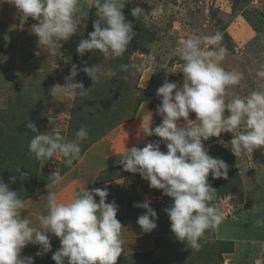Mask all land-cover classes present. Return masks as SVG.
<instances>
[{
    "label": "rangeland",
    "instance_id": "obj_1",
    "mask_svg": "<svg viewBox=\"0 0 264 264\" xmlns=\"http://www.w3.org/2000/svg\"><path fill=\"white\" fill-rule=\"evenodd\" d=\"M137 5L145 10L138 19L131 15V9ZM159 5L164 6V14L159 17L152 16L150 10ZM78 8L81 14H88L86 18H82L83 30L79 31L78 26V33L68 41H59L56 45V54L50 55L45 47L38 46V38L31 32V25L38 21L18 14L13 5L0 4V179L8 183L10 177L19 176L14 170L21 167V172L28 173V178L16 179L10 184V189L17 191L19 197L26 201L47 182L54 183L51 175L54 171L60 173L63 180L61 185L54 183L56 184L54 187L46 189L26 203L27 207L21 213L29 219L30 226L37 228L39 225L36 219H32L33 216L29 213L47 214V192L55 191L61 200L67 201L74 190L103 189L107 187V183L121 180L122 189L112 191L114 185L111 189L107 188L109 195L106 202L115 201L118 205L116 218L121 222L123 235L127 232L124 221H133V215L139 210L143 211L142 214L146 211L141 207H134V203L149 201V206L153 210H158L161 205L169 207L172 200L164 196L161 190L150 188L148 182L138 173L124 171L118 157L111 159L110 156L103 162L105 156L103 154L99 157L100 160L98 159L101 165H95L94 158L97 160V156L91 153L80 163L84 152L91 146H96L97 141L92 140L96 139L94 137L99 132L103 133L100 139L108 137L110 143L115 141L118 127L123 125L129 127L126 129L127 132L135 134L131 143L129 145L127 143V148L129 146L141 148L144 140L151 137L152 140L147 143L155 141V136L149 138H144V134L141 136L139 125L141 119L150 113L157 115L158 119L152 118L153 121L159 120L161 123L156 109L162 98L156 96V90L165 80L182 84L183 74L179 71L183 62L173 56L172 51L189 34L211 35L217 31L223 34L222 44L228 49L223 66L229 70L236 68L243 73L240 83L228 89L232 95L247 96L253 89L264 88V80L256 76V72L264 66V0H131L127 10L123 11V14L128 13L130 17L128 19L131 20L133 30L136 32L131 43L135 38L136 42L139 38H144L139 30H146L149 34L144 38L145 46L142 48L145 51L143 53L140 50L133 51L127 64L140 63L148 54L155 57L153 63L136 75L131 74L133 69L123 73L120 67L114 68V64L119 63L113 59H106L99 51L86 52L83 56L76 52L80 39H86V32L90 33L93 30L92 9H89L88 0H80ZM257 13L261 16H256ZM73 64L77 66L78 71L74 82H81L85 89L90 88L83 97L63 95L54 87L57 84H64V77L69 74ZM95 64H100L105 70L119 69L118 71L122 73L115 77L102 76L98 82L93 83L82 69ZM119 80L124 81V87L116 89L113 86ZM141 89L147 91L148 96L152 95L151 101L137 104V98L142 95ZM225 114H228L227 111ZM194 119L195 114L190 113L189 120ZM29 122L34 123L40 132L59 131L67 140L74 139L75 132L81 126L86 127L88 136L81 143L79 159L71 166H65L59 154H54L49 160L35 159L28 151L29 141L34 135L26 128ZM179 123L181 126L185 124L182 119ZM152 127H155V124ZM111 132L114 134H110ZM231 138V133H222L218 138L212 137L208 141H203L212 157L223 159L229 166L227 180L212 179L209 175L208 182L212 185L214 183L212 181L215 180L221 187L227 185L230 187L232 182H237L234 194L226 193L223 196L216 194V203L221 206L224 219L229 220L225 222L226 227L207 230L203 238L207 236L209 240L204 241L202 238V246L198 251L187 248L186 244L180 241L175 244L169 242L164 246L158 239L157 244L160 247L155 252L157 256L153 257L154 263L220 264L219 249H209L216 246L212 236L216 229H219L218 240L224 239L223 243H220L222 251H228V247L233 248V245L226 241L234 242L238 237L243 238L238 230H234L241 220H237L233 213L236 215L238 211H243L244 220L245 213L250 211L259 213V208L264 210V148H257L252 154L236 158L230 146H225ZM120 140L116 145L112 144V151L113 147L116 153L122 150L126 141ZM99 149V152L103 149L107 153L109 147L103 145L99 146ZM160 150L166 152L164 143H161ZM65 174L69 181L63 179ZM212 187L214 188L213 185ZM215 189L217 193V188ZM152 195H159L161 198L155 202L152 197L150 198ZM94 199L99 201V197ZM258 199H261V205H258ZM159 226L163 227L158 231H167L170 221L163 223L159 221ZM261 228L262 235L263 224ZM226 237H230L229 240ZM49 239L51 251L44 253L43 258L42 255L37 259L33 258L34 264H55L51 257L59 249L60 241L53 234L49 235ZM173 240L177 241L175 238ZM34 246L29 243L22 249L20 255L30 256L25 250ZM240 246L236 247L234 254L239 258L242 254L239 264H264V247L262 251H258L259 253H253L247 250L246 245ZM126 247H129V243L125 241L123 249ZM40 250L42 251L41 248ZM127 254L123 250L117 264H132L131 259L136 260L134 254L128 255L131 258L126 260ZM234 260L237 259L234 258L229 263L236 264ZM177 261L179 262L176 263Z\"/></svg>",
    "mask_w": 264,
    "mask_h": 264
},
{
    "label": "clouds",
    "instance_id": "obj_2",
    "mask_svg": "<svg viewBox=\"0 0 264 264\" xmlns=\"http://www.w3.org/2000/svg\"><path fill=\"white\" fill-rule=\"evenodd\" d=\"M13 5L18 14L38 21L31 25V32L38 38V46L45 47L50 55L57 52L59 41L83 30L82 18L87 13L79 12L80 0H0V4ZM131 0H88L89 9H95L96 20L93 30L86 39H80L76 52L99 51L106 59L123 56L136 32L131 21H127L123 9ZM145 10L140 6L131 9L132 17L138 19ZM159 17L164 6L150 10ZM223 34L217 31L211 35L189 34L172 55L182 61L180 71L182 84L165 80L156 90L161 99L156 112L161 123L152 127V114L141 119L139 130L146 137L156 136L160 140L149 142L143 148H126L119 163L123 170L138 173L150 188L162 191L171 198L172 204L163 209L170 221V231L177 241L184 242L189 249L199 250L201 239L209 229H215L223 220V210L216 203V189L208 182L212 179H228V164L212 157L203 141L231 133L230 146L237 158L252 154L257 148H264V88L252 91L246 97L234 96L228 90L243 79V73L236 68L226 69L223 61L228 49L222 44ZM155 60L154 55L144 56L140 63L122 64L120 69L132 75L142 72ZM82 71L98 82L102 76L115 77L114 69L105 70L100 64L84 67ZM78 75L77 66L72 65L64 77V84L54 86L61 94L83 97L89 89L81 82H74ZM264 80V66L256 72ZM145 87V84L143 88ZM227 111V115L225 112ZM194 113L195 119L189 120ZM181 119L185 122L180 125ZM26 128L34 133L28 144V151L37 160H49L59 154L65 166H71L79 159L81 143L88 136L86 127L81 126L72 140H67L59 131L40 132L34 123ZM161 143L166 152L160 150ZM223 143V142H221ZM19 176L10 177L8 183L0 179V264H34L33 257H22V249L29 243L40 245L42 251L36 256L51 251L49 233L60 241V247L51 259L55 264H117L123 253L122 225L116 218L118 205L106 202L107 188L74 190L71 197L61 200L55 191L46 195V215L38 217L39 227L30 226L29 219L22 216L25 202L17 191L10 189L16 179L25 180L28 173L21 167L14 170ZM53 182L60 183L62 176L53 172ZM99 197L97 202L94 198ZM146 201L134 207L145 209L137 224L145 233L157 227L156 212Z\"/></svg>",
    "mask_w": 264,
    "mask_h": 264
},
{
    "label": "crops",
    "instance_id": "obj_3",
    "mask_svg": "<svg viewBox=\"0 0 264 264\" xmlns=\"http://www.w3.org/2000/svg\"><path fill=\"white\" fill-rule=\"evenodd\" d=\"M235 25L238 26L239 24H235ZM251 91H254V89L251 90ZM241 97L243 98V97H246V96H241ZM151 114H152V118L153 119H155V117L157 118V115H155L153 113L148 114L147 117L150 118ZM133 123H135V122H132V124ZM153 124H155V126H158L160 124V121L159 120H156V121L152 120V125ZM118 128H119L117 130L118 132L116 133L118 135H116L117 138H116L115 141L113 140V142L110 143L109 140H107L108 137H104V138L98 140L96 142V146L95 145L91 146L90 148H88L84 152V154H83V156H82V158H81V160L79 162L80 163L83 162L84 161L83 159L88 157V155L91 154V153L93 155L96 154V156H97V160L94 158V164L95 165H101V163L98 161V159L100 160L99 157L102 156L103 154H105V156L102 159L103 162L105 161L104 159H106L107 157H110V156H112L111 159H113L115 157H118L119 158L118 160H120L122 158V153L124 151V147L122 148V150L120 152L116 153V152H114V150H116V149H114V147H113V151H112V144L116 145V143L118 141H121L120 139H123L124 141H126L125 142V147L127 148V146H126L127 143H128V145H129V143H131L130 141L133 140V138L135 137V134H131L132 132L129 133V132L126 131V129L129 128V127H127V125H125V126L123 125V126H120ZM110 134H112V132ZM113 134H114V132H113ZM141 136H143V133L141 134ZM144 138H149V137L144 136ZM151 138H149L147 140H144V142L141 144L142 145L141 148H143L148 141H151L152 140ZM158 138L159 137H156L155 141H153V142L159 141L160 139H158ZM103 145L105 147L108 145L109 150L107 151V153H105V151L103 149H101V152H99V150H100L99 146H103ZM130 147L131 146H129V148ZM111 159H109V160H111ZM99 170H100V168L97 170V172ZM63 179H66V174L64 175ZM62 181L63 180H61L60 183H56V184L61 185ZM67 181H69V180H67ZM50 183H51V181H49L46 184H44L42 186V189H40L38 192L36 191V193H34L32 197H30L29 199L24 201L25 204L29 203V201H32L33 199H35L39 194L43 193L46 189H51L52 187H54L56 185L54 183L53 184H50ZM122 183L123 182L121 180H117V181H114L112 183L110 182V183H107V185H106L107 187L106 188L111 189L112 186L114 185V187L112 188V191L118 190V189H122ZM151 197L153 198V200L155 202L157 201L158 198H161V196H159V195H152V196H150V198ZM258 205H261V199H258ZM257 208H258V206H257ZM163 209H164V206L161 205L158 210H154V211H158V212H156L157 217H158V219L156 220L157 227L154 230H152L150 233L143 232L141 230V228L139 227V225L137 224L138 217L140 215H142V213H143L142 210L137 211L133 215V218H134L133 221H127V220L124 221L123 224H124V226L127 227V232H124L123 235H121L122 236L121 238H122L123 242L126 241L127 243H129V247H126L124 249V251L126 253H128L127 254V258H125V259L127 260V259L131 258V257L128 256V255H131V254L132 255L134 254V257H137V258L139 257L140 258L139 260L137 258H136V260L131 259L132 260V264H156V263L153 262V260H154L153 257L157 256L155 254V252H156L157 248L160 247L157 244V240L158 239L163 243L164 246L166 244H168L169 242H173V244L178 242V241H174L173 240L174 239V234L170 231V226H168L169 228H167L168 229L167 231L166 230L158 231L159 228L163 227V226H161V227L159 226V221L162 222V223L164 221H169L168 216L165 217L166 213L163 211ZM243 213H244L243 211L242 212L238 211L236 213V215H235V213H233L237 220H241L240 222H238L236 220L238 222V224H237V226H235L234 230H238V232L240 234H242V237H243V238L238 237L237 239L234 240V242H232V240L231 241H226V242H231V244L233 245V248L231 246H229L228 247V251H222L223 249L221 248L220 243H223L224 239L221 240V241L218 240V237H219V235H217V233L219 231L218 228L216 229L215 233H213V235H212L214 237V241H215L214 243L216 244V246L210 247L209 249H211V250H213V249H217L218 250L219 249L218 255H219V258H220V264H230L229 262L232 261V259H234V258L237 259V260H234V261H236L239 264L242 254L239 255L240 258L239 257H235L234 254L236 252L235 251L236 247H241L240 245H246L247 246V250H249V252H253V253H259L258 252L259 250H261V251L263 250V247H264V245H263V243H264V234L261 235V230H262L261 225L262 224L264 225V221H263L264 220V210H263V208H259V213L257 211H250V212L245 213L244 215L246 216V218L244 220L242 218ZM29 214H31L33 216V217H31L32 219L33 218L36 219V223L39 225L38 217L40 215L37 214V213H33V212H31ZM23 215H25V214H22V216ZM226 221H229V220L226 219V218L225 219L223 218L222 222L217 227H223V228L226 227V224H225ZM239 230H242V231H239ZM48 235H51V233L48 234ZM229 238L230 237H228V238L226 237V239H228V240H229ZM202 240L206 241V240H209V239L207 238V236H205V238H203ZM179 244H180V242H179ZM209 246H210V244H209ZM40 248H41L40 245H35L31 249L25 250V252L27 254H29L30 256H32L33 258L37 259L40 256H36V253H37V251H41ZM209 249H208V251H209ZM161 254H162V252L160 253V256H161ZM188 255L190 256V254H188ZM125 257H126V255H125ZM147 260H148V262H146ZM178 262L179 261H177L176 263H178ZM233 263L234 262H231V264H233Z\"/></svg>",
    "mask_w": 264,
    "mask_h": 264
},
{
    "label": "trees",
    "instance_id": "obj_4",
    "mask_svg": "<svg viewBox=\"0 0 264 264\" xmlns=\"http://www.w3.org/2000/svg\"><path fill=\"white\" fill-rule=\"evenodd\" d=\"M127 5L128 4H126L125 5V7H124V9L122 10V11H125V10H127ZM91 14H92V23H93V21H94V19L96 20L97 19V17L95 16V9L93 8L92 9V12H91ZM124 15H125V18H126V20L127 21H131L130 19H128V13L126 12V13H124ZM256 16H261V14H258L257 13V15ZM130 18V17H129ZM139 32L141 33V35H142V37H144L145 38V35L147 34H149L146 30H139ZM85 37L87 38L88 37V33L86 32V35H85ZM144 38H139L138 39V42H136V38H135V41H133L132 43L130 42V44H129V46H128V48H127V50H126V52L123 54V56L122 57H120V58H117V59H113V61L114 60H116L115 62H118L119 64H114V68H118V67H120V65H122V64H127V60H128V58H129V56H130V54L133 52V51H136V50H140L142 53L145 51L142 47H144L145 46V40H144ZM119 69H116V75H119L120 73H122V72H119L118 71ZM123 71V70H122ZM123 73H126L125 71H123ZM5 79H6V77H5ZM114 88H116V89H120V88H122V87H124V81L123 80H119V81H117V83L116 84H114V86H113ZM102 92H104V91H102ZM140 92H141V96H139V98H137V104H141V103H144V102H148V101H151V99H152V95H149L148 96V92L147 91H145V90H140ZM101 134H103L102 132H99L94 138H96V139H94V140H92V141H94V142H96V141H98V139H100L101 138ZM116 160V159H115ZM108 161V160H107ZM234 178H235V176H233ZM102 180V179H101ZM217 181V180H216ZM212 182H214L212 185L214 186V188H217V195H219V196H223V195H226V193H230V194H234L235 193V189H236V187L235 186H237V182H232V186H230V187H228V185H227V187H221V185H219L218 183H216L215 182V180H213ZM239 187V186H238ZM167 206H164V209L166 208ZM231 250V249H230ZM42 258H43V255H42Z\"/></svg>",
    "mask_w": 264,
    "mask_h": 264
}]
</instances>
